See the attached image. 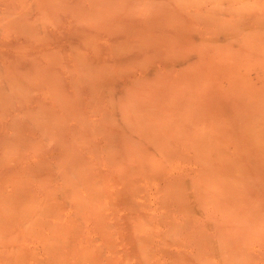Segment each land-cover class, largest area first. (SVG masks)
Wrapping results in <instances>:
<instances>
[{"label":"rangeland","instance_id":"obj_1","mask_svg":"<svg viewBox=\"0 0 264 264\" xmlns=\"http://www.w3.org/2000/svg\"><path fill=\"white\" fill-rule=\"evenodd\" d=\"M129 1L0 0L17 264H264V0Z\"/></svg>","mask_w":264,"mask_h":264},{"label":"bare ground","instance_id":"obj_2","mask_svg":"<svg viewBox=\"0 0 264 264\" xmlns=\"http://www.w3.org/2000/svg\"><path fill=\"white\" fill-rule=\"evenodd\" d=\"M224 102H225V100H224ZM225 104L226 103H224V105ZM251 106H253V105H251ZM228 107H229V105H228ZM231 108H233V107H231ZM221 112L223 113L225 111L222 110ZM230 115H231V113H230ZM231 118H232V116H231ZM232 124L234 125V123H232ZM171 147L173 148V146H171ZM15 177H16V174L14 175V172L12 173V171L9 170V174L5 177L6 178L5 184L3 185L2 183H0V264H17V253H18L17 250L18 249H17L16 240H17V232L19 230L18 229L19 227H17V209H18V207L16 206L17 205L16 204V201H17L16 198L17 197H15V190H16V183H15L16 179H15ZM178 188H176V189H178ZM174 191H175V189H174ZM17 192H18V189H17ZM185 192H187V191H185ZM262 193H264V192H262ZM120 197H122V196H120ZM242 229H243V227H242ZM261 229H264V228H261ZM110 235H111V233L109 234V236Z\"/></svg>","mask_w":264,"mask_h":264}]
</instances>
